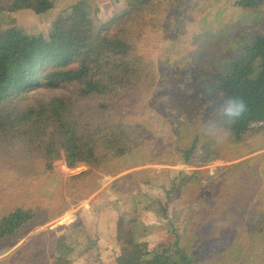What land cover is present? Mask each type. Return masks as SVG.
Returning <instances> with one entry per match:
<instances>
[{
	"label": "trees",
	"instance_id": "trees-1",
	"mask_svg": "<svg viewBox=\"0 0 264 264\" xmlns=\"http://www.w3.org/2000/svg\"><path fill=\"white\" fill-rule=\"evenodd\" d=\"M50 7L51 0H0V13L21 9L44 13ZM97 23L94 33L88 7L71 2L46 37L18 28L0 33V190L10 181L19 189L27 187L33 196L52 182L54 188L89 197L106 176H114L124 166L130 169L153 160L156 144L142 111V99L161 75L159 49L160 59L167 57L163 67L167 75L175 77L173 83L188 82L201 98L194 96L190 106L187 100L174 109L193 112L192 119L183 114L184 125L194 128L190 141L167 157L179 167V173L172 176L167 167L168 184L143 179L146 185H159L166 200L154 198L134 178L119 177L105 191L125 195L135 187L158 201L165 216L170 199L197 182L202 168L221 158L226 146L251 152L252 142L264 138V0H135L126 12ZM190 67L196 71L195 82L193 75L185 78ZM255 70L257 75L249 79ZM37 87L62 92L50 97L31 95ZM207 92L212 101L219 102L221 113L228 98L243 99L248 111L238 120L221 118L217 105L209 101L210 106L204 105ZM206 114L210 116L206 126L194 121ZM182 120L180 116L177 122L183 124ZM79 144L86 150L89 169L81 175L59 172L55 154ZM167 158L165 162H169ZM219 180L217 188L213 187L214 203L197 208L203 217L189 234L187 247L170 230L174 235L170 240L142 253L122 254L111 262L235 264L246 244L252 247L255 230L264 228V158L259 168L247 159L240 160ZM31 200L27 196L24 201ZM61 210L58 205L38 210L36 203L23 201L0 209V244L4 250L10 248ZM115 211L112 209L116 242L123 246L139 241L133 233L141 212ZM236 224L239 229L228 241L234 238L233 242L219 249L224 234L213 228ZM36 236L38 241L46 231ZM197 247L208 253L191 252L190 248ZM49 253V264H70L63 251L53 248ZM13 261L10 258L8 264H25L24 260Z\"/></svg>",
	"mask_w": 264,
	"mask_h": 264
},
{
	"label": "rangeland",
	"instance_id": "rangeland-1",
	"mask_svg": "<svg viewBox=\"0 0 264 264\" xmlns=\"http://www.w3.org/2000/svg\"><path fill=\"white\" fill-rule=\"evenodd\" d=\"M71 2H81L88 7L94 27L93 32L96 33L100 25L97 23L98 21L105 20L115 13L126 12L129 6L135 3V0H51V7L44 13L27 9L0 13V33L8 28H18L27 34H38L46 37L51 32L54 20ZM158 47H160L159 44ZM156 54L158 55V67L161 70V75L152 92L142 99V111L149 125L148 130L153 136L152 140L156 144L153 160L148 161L144 166L130 169L124 166V169L114 176H106L103 185L91 193L89 197L73 193V191L69 193L66 188H54L52 182L30 196L27 187L19 189L10 181H7V184L4 182L5 188L0 190V209L6 206L13 207L18 201H23L24 203H36L38 210L48 209L54 205H58V209L62 206V210L47 224L39 225L36 229L23 235L10 248L4 250V246L0 244V264H8L10 258L14 261L24 260L25 264H49L51 258L49 250L53 248L56 251H63L70 264H113L111 261L122 256V254H131L134 251L142 253L153 245L170 240L174 235H178L182 244L187 247L189 234L194 232L197 221L203 217V215L198 214L197 208L201 204L214 203L213 199L216 197L214 188H217L216 184L220 181L221 174L227 172V169L233 164L244 159H247L250 165L261 167L264 158V138L252 142L250 145L252 147L251 152L244 150V147L226 146L225 153L221 158L202 168V173L199 174L197 182L188 184L183 194L170 199L164 216L159 202L154 198L161 197L166 200L167 195L159 185H146L143 179L152 180L153 183L164 181L168 184L170 180L165 172L167 167H169L172 176L177 177L179 167L167 157L173 155L178 146L188 144L194 128L190 126L188 128L184 125L185 117L183 114L192 119L191 114L193 112L191 109L184 108V111L182 108H179L178 111L174 109L180 107L187 100V104L190 106L191 99L194 96L199 97V94L196 93V89L192 90L186 81L184 84L173 83L175 77L167 75V69L163 67L167 61L166 55L165 59H160L159 49ZM189 69L190 71L185 72V78L191 79L193 75L192 80L195 82L196 71L191 67ZM256 75L255 70L249 75V79ZM197 84L206 87L199 81ZM200 91L203 92V88L197 90L198 93ZM61 92L59 89L37 87L31 91V95L50 97ZM210 95L211 93H206L204 105L210 106L209 101L211 104L217 105L218 111L222 110L219 108V102L214 99L212 101ZM217 114L223 118L220 111ZM177 116L176 120L175 117ZM180 116L183 117V124L177 122ZM209 117L206 114L201 119L194 121L204 127L209 123ZM210 123L215 125L213 122ZM151 144L149 142L147 146L150 147ZM164 158H167L169 162H165ZM54 165L59 172L67 175L84 174L90 167L86 150L82 144L74 149L64 148L58 151L55 154ZM143 167H148V169ZM115 168L117 167L115 166ZM136 171H140V174L136 175L134 173ZM119 177L136 179L144 189L150 190L154 198L147 197L143 192L137 191L135 187L125 195H114L110 191H105ZM235 186H237L236 182ZM224 188H227L226 184H224ZM27 196L32 199L30 202L24 201ZM18 197L20 199L17 201ZM92 201H94L93 204H91ZM112 209L118 212L125 210L141 212L142 215H139L137 222L138 227L133 233L136 238H140L139 241L132 245L123 246L116 242L114 226L116 215L113 214ZM238 229L239 225L237 224L230 227L217 225L213 228L212 231L223 232L224 234L223 238H220L219 249L233 242L234 238L228 242L229 236H235ZM42 230L46 231V236L37 241L39 237L36 234ZM170 230L174 231V235L170 233ZM253 235L252 247L248 248L249 244H246L241 255L235 258V264H264V228L255 230ZM202 238L204 236L200 235V239ZM198 247L190 248L191 252L195 254L208 253L207 249L199 250Z\"/></svg>",
	"mask_w": 264,
	"mask_h": 264
},
{
	"label": "clouds",
	"instance_id": "clouds-1",
	"mask_svg": "<svg viewBox=\"0 0 264 264\" xmlns=\"http://www.w3.org/2000/svg\"><path fill=\"white\" fill-rule=\"evenodd\" d=\"M248 111V106L243 99L228 98L223 107V116L238 120Z\"/></svg>",
	"mask_w": 264,
	"mask_h": 264
}]
</instances>
